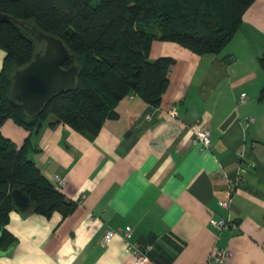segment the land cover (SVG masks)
Here are the masks:
<instances>
[{"label":"crops","instance_id":"obj_1","mask_svg":"<svg viewBox=\"0 0 264 264\" xmlns=\"http://www.w3.org/2000/svg\"><path fill=\"white\" fill-rule=\"evenodd\" d=\"M165 41L150 50L175 59L159 105L131 93L94 135L47 121L33 136L35 163L52 183L55 173L65 178L60 190L76 206L63 219L11 210L5 226L15 241L0 264H135L124 238L103 240L119 225L131 226V242L151 244L143 264H211L213 247L230 250L226 264H264V0L249 4L217 53L175 44L162 53ZM4 55L0 47V70ZM200 119L209 148L193 142ZM0 132L18 146L28 135L11 118ZM218 217L228 221L221 229L211 222Z\"/></svg>","mask_w":264,"mask_h":264},{"label":"trees","instance_id":"obj_2","mask_svg":"<svg viewBox=\"0 0 264 264\" xmlns=\"http://www.w3.org/2000/svg\"><path fill=\"white\" fill-rule=\"evenodd\" d=\"M253 0H0V47L5 50L0 70V125L6 118L28 130L21 145L0 132V250L15 241L6 228L13 209L30 210L61 219L76 202L66 198L41 171L32 155L33 136L47 121H62L89 135L125 95L136 93L153 106L160 104L175 59L150 57L153 40L174 41L191 51L217 53L232 39ZM34 23L63 41L78 64L76 83L56 92L30 115L10 87L15 68L29 62L44 41L20 24ZM264 69V52L258 56ZM264 96V83L260 97ZM54 117V120H50ZM21 189L30 204L21 209L11 194Z\"/></svg>","mask_w":264,"mask_h":264},{"label":"water","instance_id":"obj_3","mask_svg":"<svg viewBox=\"0 0 264 264\" xmlns=\"http://www.w3.org/2000/svg\"><path fill=\"white\" fill-rule=\"evenodd\" d=\"M11 15L0 11V19ZM20 24L37 40L44 41L41 50L34 53L33 58L21 67L14 69L10 95L22 104L30 115L37 113L52 96L76 83L78 64L71 63L63 67L62 62L73 56L61 38L41 30L34 23L20 21ZM14 202L24 209L30 199L21 189L11 190Z\"/></svg>","mask_w":264,"mask_h":264},{"label":"built area","instance_id":"obj_4","mask_svg":"<svg viewBox=\"0 0 264 264\" xmlns=\"http://www.w3.org/2000/svg\"><path fill=\"white\" fill-rule=\"evenodd\" d=\"M246 99V93L241 92L239 100L244 101ZM172 114L175 113V109L172 108L170 110ZM249 120L253 119V116L248 117ZM193 131H194V138L193 142L199 145V148H209L211 144V131L206 125L205 121L202 119L196 120L193 123ZM55 186L60 189L63 188L66 184V180L60 174L55 173L52 177ZM231 194V190L228 191V195ZM229 203V199L222 198L219 200V204L221 206H227ZM212 224L221 229L224 227L228 221L223 217L213 218L211 220ZM120 235L122 238L125 239L127 249L129 252L135 257L134 263L135 264H143L145 260L148 259V251L151 248V244L147 243L142 246L138 245L135 242L130 241V237L132 235V228L131 226H116V227H109L103 235V240L105 242L109 241L113 236ZM230 250L226 247H213L211 252L208 256V262L211 264H226L227 257L230 256Z\"/></svg>","mask_w":264,"mask_h":264},{"label":"rangeland","instance_id":"obj_5","mask_svg":"<svg viewBox=\"0 0 264 264\" xmlns=\"http://www.w3.org/2000/svg\"><path fill=\"white\" fill-rule=\"evenodd\" d=\"M163 45L161 46V49H162V53H166V51H168V49H170V50H173L172 49V47H170L171 45L170 44H175V45H178V46H182V45H180L179 43H177V42H174V41H165V42H163L162 43ZM169 50V51H170ZM173 51H175V50H173Z\"/></svg>","mask_w":264,"mask_h":264}]
</instances>
